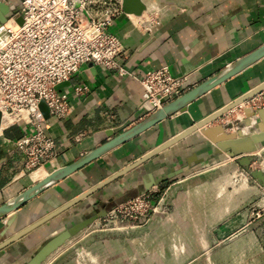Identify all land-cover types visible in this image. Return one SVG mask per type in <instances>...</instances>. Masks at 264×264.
Here are the masks:
<instances>
[{"label":"crops","instance_id":"0c3cea01","mask_svg":"<svg viewBox=\"0 0 264 264\" xmlns=\"http://www.w3.org/2000/svg\"><path fill=\"white\" fill-rule=\"evenodd\" d=\"M2 1L11 3L12 0ZM94 1L90 9L97 18L103 16L107 5L121 8L109 30L123 42L125 52L119 64L127 74L120 75L117 69L87 63L72 76L71 85L63 88L69 97L71 115L65 120L48 118L49 132L56 140L58 156L54 167H46V174L30 176L25 169L22 152L13 143L27 133L26 126L16 123L1 128L0 206L52 171L76 162L147 119L152 113L147 114L142 107L144 91L141 78L149 70L167 66L174 76H187L188 92L264 45V0H135L134 7L146 6L141 15L124 12L123 0ZM263 83L264 57L200 95L184 110L154 123L133 138L88 161L27 201L15 211L17 218L0 238V243ZM78 86L89 90L78 95L74 91ZM246 108L241 105L206 128L212 130L215 139L243 134L246 130V134L255 132L261 121L257 112L264 110L252 109L256 114L248 115ZM226 156L230 155L219 150L204 130H196L0 249V264H29L52 237L80 223L90 213L101 212L105 203H123L128 200L125 195H132L133 190L148 191L145 186L151 181L173 174L172 178L150 189L154 190ZM5 223L6 217L1 218L0 233ZM71 240L77 241L76 238ZM86 240L95 243V238ZM63 257L66 258L63 260ZM56 260L60 264L67 262L68 258L55 254L47 259L49 263L43 262L51 264ZM74 263L95 264L94 249L85 255L75 256Z\"/></svg>","mask_w":264,"mask_h":264},{"label":"built area","instance_id":"2783aa9c","mask_svg":"<svg viewBox=\"0 0 264 264\" xmlns=\"http://www.w3.org/2000/svg\"><path fill=\"white\" fill-rule=\"evenodd\" d=\"M94 0H20L19 12L0 25V112L11 117L12 124H23L27 133L14 141L32 173L57 163V143L49 132L48 119L40 103L44 101L50 117L65 120L71 115L68 95L57 85L70 81L83 64L94 63L127 74L120 60L124 56L122 40L109 28L121 12L107 5L101 18L90 6ZM23 17V24L16 19ZM144 91L142 107L147 114L183 95L189 88L188 77L174 76L169 67L149 70L141 78ZM78 86V95L88 92ZM242 106L264 110V91ZM3 127V126H2ZM153 191L138 194L113 206L104 218L135 212L143 215ZM133 217V215H130Z\"/></svg>","mask_w":264,"mask_h":264},{"label":"rangeland","instance_id":"374dc122","mask_svg":"<svg viewBox=\"0 0 264 264\" xmlns=\"http://www.w3.org/2000/svg\"><path fill=\"white\" fill-rule=\"evenodd\" d=\"M262 145L156 187L143 215L100 218L50 256L75 264L94 249L95 264H264Z\"/></svg>","mask_w":264,"mask_h":264},{"label":"water","instance_id":"95a60500","mask_svg":"<svg viewBox=\"0 0 264 264\" xmlns=\"http://www.w3.org/2000/svg\"><path fill=\"white\" fill-rule=\"evenodd\" d=\"M0 2V25L5 24L9 18L16 15L19 10L20 6H13L12 2ZM135 0H123L122 1V9L124 12L130 13L135 12L137 15H141L143 11L146 9L144 4H140V6L134 7ZM19 24H23L24 20L23 17L20 16L16 19ZM264 57V45L256 49L255 51L249 53L248 55L241 58L232 66L220 71L218 74L210 77L197 87L193 88L192 90L184 93L180 97L175 98L172 101L167 102L162 108L157 109L154 111L147 119L139 123L134 128L128 130L127 132L123 133L122 135L110 140L106 144L98 147L94 151L88 153L87 155L83 156L81 159L77 160L76 162L61 167L52 171L49 175L45 178L33 184L29 189L24 191L23 193L19 194L18 196L14 197L13 199L7 201L5 204L0 206V219L6 217L5 227L0 233V238L5 235V233L9 230L15 219L17 218V213L15 212L18 208H20L23 204H25L30 199L34 198L38 194L42 193L46 189L52 187L53 185L57 184L59 181L65 179L79 168H81L85 163L100 157L101 155L105 154L106 152L110 151L111 149L115 148L116 146L126 142L127 140L133 138L134 136L138 135L139 133L143 132L146 128L152 126L154 123L167 118L175 114L178 111L184 110L187 105H189L193 100L198 98L200 95L208 92L209 90L213 89L214 87L218 86L219 84L223 83L224 81L228 80L232 76L236 75L237 73L241 72L251 64L255 63L259 59ZM94 64V63H90ZM71 81L63 82L57 85L56 89L61 90L64 87L70 86ZM264 91V83L258 86L257 88L253 89L246 95L240 97L236 101L230 103L229 105L225 106L224 108L220 109L218 112L214 113L213 115L207 117L206 119L196 123L186 131L182 132L175 138L171 139L170 141L166 142L162 146L158 147L151 153L147 154L143 158L139 159L137 162L129 165L122 171H119L112 177L102 181L98 185L92 187L88 191L82 193L78 197L74 198L73 200L69 201L68 203L64 204L63 206L59 207L52 213L46 215L44 218L36 221L32 225L26 227L25 229L15 233L11 237L5 239L0 243V249L4 248L5 246L14 243L15 241L19 240L24 235L28 234L32 230L36 229L46 221L50 220L51 218L55 217L56 215L60 214L61 212L67 210L68 208L72 207L76 203L80 202L84 198L88 197L92 193L96 192L103 186L107 185L117 177L123 175L130 169L136 167L137 165L141 164L142 162L146 161L147 159L151 158L153 155L161 152L165 148L169 147L173 143L179 141L183 137L191 134L192 132L202 129L204 133L212 139V141L217 145L219 150L228 153L231 157H239L244 156L247 154H251L256 152L259 149V145L264 143V111H258L257 115L260 116L261 121L258 124L259 131L251 132L250 134H237V135H230L227 138L215 139L213 136L212 130L210 128H206L207 125L215 122L227 112L241 106L243 103L248 101L249 99L253 98L257 94H260ZM40 108L44 114V116L48 119L50 117L49 109L44 101L40 103ZM245 112L248 115H255L251 108H246ZM246 125V124H245ZM2 128V114L0 112V130ZM173 174H170L166 177H163L157 181H151L145 187L146 190H150L153 186L160 184L161 182L167 181L169 178H172ZM132 193L141 194L140 190H133ZM131 194V193H130ZM125 195L126 199L132 198V195ZM115 204L107 202L103 206L101 212H92L90 213L85 219H83L80 223H77L73 227H70L60 234L52 237L46 244H44L37 252V254L33 257L29 264H42L44 260L48 256H50L55 250H57L60 246H62L67 240L72 238L73 236L77 235L80 231L88 228L91 224H93L96 220L100 218H104L107 215V212L113 207Z\"/></svg>","mask_w":264,"mask_h":264},{"label":"bare ground","instance_id":"6f19581e","mask_svg":"<svg viewBox=\"0 0 264 264\" xmlns=\"http://www.w3.org/2000/svg\"><path fill=\"white\" fill-rule=\"evenodd\" d=\"M11 117H8V116H5L4 117V122H3V127L5 126V125H7L8 123H10L11 122ZM250 127V126H249ZM249 130V129H248ZM255 131V130H254ZM257 131H259V128H257ZM248 131L246 130V132L245 133H247ZM244 134V133H243ZM261 146H262V144L261 145H259V149L261 148ZM258 149V150H259ZM257 150V151H258ZM45 171L46 173H47V170H46V168H44V167H42V168H40V169H37V170H35L34 172H32V173H30V176H32V175H35V173H38V174H40L41 175V173H42V171Z\"/></svg>","mask_w":264,"mask_h":264},{"label":"flooded vegetation","instance_id":"af4514ba","mask_svg":"<svg viewBox=\"0 0 264 264\" xmlns=\"http://www.w3.org/2000/svg\"><path fill=\"white\" fill-rule=\"evenodd\" d=\"M19 4V2L17 3V5Z\"/></svg>","mask_w":264,"mask_h":264}]
</instances>
